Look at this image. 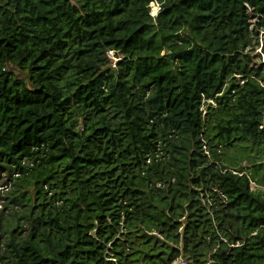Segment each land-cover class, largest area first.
<instances>
[{"label": "trees", "instance_id": "16d2710c", "mask_svg": "<svg viewBox=\"0 0 264 264\" xmlns=\"http://www.w3.org/2000/svg\"><path fill=\"white\" fill-rule=\"evenodd\" d=\"M262 31L264 0H0V264H264Z\"/></svg>", "mask_w": 264, "mask_h": 264}, {"label": "rangeland", "instance_id": "374dc122", "mask_svg": "<svg viewBox=\"0 0 264 264\" xmlns=\"http://www.w3.org/2000/svg\"><path fill=\"white\" fill-rule=\"evenodd\" d=\"M159 5L160 4L157 1L152 3V15H156L158 13ZM263 33H264V31L261 32V38L259 40L260 45L258 46V50H257L258 52L261 51V47H262L261 45L264 44V39H262ZM117 56H119V58ZM120 56H121L120 53H116V51H110V57L112 59H114V62H116L118 59H120ZM15 71H16V73H19L20 75L25 74L24 72H22L18 69H15ZM13 210H17L19 212H24L25 209L23 207H19V206L15 207V208L9 207L4 213L5 221H10L13 219V216L11 215L13 213Z\"/></svg>", "mask_w": 264, "mask_h": 264}, {"label": "built area", "instance_id": "2783aa9c", "mask_svg": "<svg viewBox=\"0 0 264 264\" xmlns=\"http://www.w3.org/2000/svg\"><path fill=\"white\" fill-rule=\"evenodd\" d=\"M263 61H264V54L262 55ZM213 102V100H211ZM12 184L9 183H2L0 184V195H4L6 192H8L11 188ZM3 206V199H0V208ZM173 264H189L187 260L184 258H180L177 261L173 262Z\"/></svg>", "mask_w": 264, "mask_h": 264}, {"label": "water", "instance_id": "95a60500", "mask_svg": "<svg viewBox=\"0 0 264 264\" xmlns=\"http://www.w3.org/2000/svg\"><path fill=\"white\" fill-rule=\"evenodd\" d=\"M110 54V53H109ZM211 103H208L206 106H205V110H207L209 107H210ZM181 257L183 258V254L181 255Z\"/></svg>", "mask_w": 264, "mask_h": 264}, {"label": "clouds", "instance_id": "9594fccd", "mask_svg": "<svg viewBox=\"0 0 264 264\" xmlns=\"http://www.w3.org/2000/svg\"><path fill=\"white\" fill-rule=\"evenodd\" d=\"M260 52H262V51H260ZM214 102V101H213ZM211 100H209V103H213ZM204 110H205V107H204ZM180 258H182V257H180ZM179 258V259H180ZM184 258V257H183ZM177 261V260H176Z\"/></svg>", "mask_w": 264, "mask_h": 264}]
</instances>
